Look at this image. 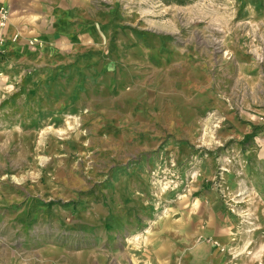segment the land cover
Returning <instances> with one entry per match:
<instances>
[{"label":"rangeland","instance_id":"1","mask_svg":"<svg viewBox=\"0 0 264 264\" xmlns=\"http://www.w3.org/2000/svg\"><path fill=\"white\" fill-rule=\"evenodd\" d=\"M8 9L0 264H264V0Z\"/></svg>","mask_w":264,"mask_h":264},{"label":"built area","instance_id":"2","mask_svg":"<svg viewBox=\"0 0 264 264\" xmlns=\"http://www.w3.org/2000/svg\"><path fill=\"white\" fill-rule=\"evenodd\" d=\"M9 22V9L5 5H0V29L7 26ZM3 52V38L0 34V54Z\"/></svg>","mask_w":264,"mask_h":264},{"label":"crops","instance_id":"3","mask_svg":"<svg viewBox=\"0 0 264 264\" xmlns=\"http://www.w3.org/2000/svg\"><path fill=\"white\" fill-rule=\"evenodd\" d=\"M0 5H5L11 8V0H0ZM1 30V29H0ZM1 34L3 32V35L6 36V39H8V36H11V18H10V24L7 29H3V31H0Z\"/></svg>","mask_w":264,"mask_h":264},{"label":"trees","instance_id":"4","mask_svg":"<svg viewBox=\"0 0 264 264\" xmlns=\"http://www.w3.org/2000/svg\"><path fill=\"white\" fill-rule=\"evenodd\" d=\"M165 3L169 4V3H172V2H175V3H182L183 0H163Z\"/></svg>","mask_w":264,"mask_h":264}]
</instances>
